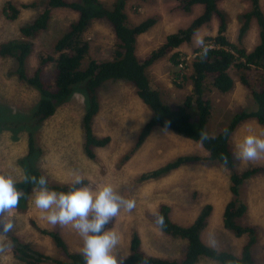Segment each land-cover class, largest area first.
Segmentation results:
<instances>
[{
    "label": "rangeland",
    "instance_id": "1",
    "mask_svg": "<svg viewBox=\"0 0 264 264\" xmlns=\"http://www.w3.org/2000/svg\"><path fill=\"white\" fill-rule=\"evenodd\" d=\"M13 2L18 7L32 2L38 3V9H23L15 21L7 19L3 14L5 3ZM77 1V0H71ZM112 6L115 0H102ZM46 0H0V44L20 36L19 28L34 18L45 6ZM220 8L229 19L228 35L230 40L248 51L259 43V32L256 22L239 42L241 17L250 10V0H225ZM264 10V0H261ZM203 11L196 6L191 13L177 9L176 0H132L127 8L129 24H138L144 19L157 16V24L138 39V53L145 57L154 49L166 42L173 33L187 28L195 17ZM76 18V14L68 10L58 9L53 13L48 31L42 33L34 41V49L28 62V74L40 63L42 55L54 56L56 40ZM218 21L214 19L210 26L200 29L209 44L208 37L217 33ZM86 39L91 44V57L96 60L111 58L115 38L111 27L103 21L94 22L86 32ZM200 48L191 43H184L179 52L180 65L170 62V56L157 62L150 68V78L155 89L162 91L169 102L182 104L185 97L192 94L193 85L189 79L192 73L191 63ZM15 61L0 57V115L8 113V127L0 131V175H10L16 181V187L24 193L19 205L13 208L6 219L14 223L11 232L0 234V264H25L18 259L17 247L31 249L44 257L40 264H54L52 259H65L54 242L41 234L33 225L39 223L43 229L58 231L68 243L71 251L81 252L83 240L71 225L53 226L45 216L46 213L35 206L33 190L26 192L21 187L26 175L20 160L25 157L28 149V133H35L37 167L56 183L70 184L79 174L83 179L94 183L93 190L98 186L111 184L114 190L126 199H134L136 206L131 211L121 208L116 216L114 230L119 243L113 250L118 257H126L132 230L140 233L144 249L155 256H178L186 247V242L172 239L162 233L154 222L162 204L172 208V219L181 225H189L196 218L205 204L214 205V213L209 227L203 233L206 244L227 249L240 254L246 237L238 238L228 231L223 224V213L230 199L231 171L221 163L186 166L179 171L148 183L140 182L139 176L147 171L158 168L170 160L185 154H205L204 148L185 137L164 127H157L143 148L128 161H124L127 152L134 145L144 123L151 116L150 109L139 99L135 87L125 80L107 81L99 90L101 110L94 121V131L98 136H110L112 142L106 149H99V162L90 160L83 152L82 121L86 112L87 102L80 89H76L68 102L63 104L57 113L40 125L35 124L32 113L39 104V91L21 81L15 75ZM45 78L53 81L55 65L51 63L46 70ZM235 80L234 89L226 94L211 88L208 98L213 105V115L207 128L210 135L218 134L241 109H255V102L250 89L242 82L243 73L236 68L230 70ZM254 81L255 74H248ZM181 85V87L178 86ZM193 123L198 118L196 110L191 109ZM17 123V125H16ZM228 126V125H227ZM226 126V127H227ZM18 127V128H17ZM264 132L257 121L245 122L231 138L230 148L236 151V145L249 133ZM255 163L235 160V169L243 171ZM241 198L247 203L249 211L243 223L258 225L262 230V240L254 248V256L259 264H264V176L246 183L241 190ZM198 264H219L202 259Z\"/></svg>",
    "mask_w": 264,
    "mask_h": 264
},
{
    "label": "trees",
    "instance_id": "2",
    "mask_svg": "<svg viewBox=\"0 0 264 264\" xmlns=\"http://www.w3.org/2000/svg\"><path fill=\"white\" fill-rule=\"evenodd\" d=\"M131 1L115 0L112 6H108L102 0H46L45 6L34 18L20 26L18 38L0 44V57L14 60L17 78L39 91L41 100L32 113L36 126L54 116L58 109L70 100L75 90L80 89L87 102L82 121L83 152L92 161L99 162V149H106L112 142L110 136H98L94 131V121L101 110L99 90L107 81L125 80L135 87L139 99L150 109L151 116L142 126L124 161L131 159L143 148L157 127H164L192 140L206 150L202 155L177 156L158 168L144 172L139 176L140 182L158 181L191 165L221 163L231 171L230 199L224 208L223 224L236 237L247 238L240 254L204 242L202 236L210 225L215 209L213 204L202 206L196 218L186 226L175 222L171 216L172 208L168 204H162L157 214L164 216L165 225L162 229L157 226L168 237L185 241L184 252L178 256L149 254L143 247L140 233L133 229L129 253L125 257L124 264H145V261L146 264H198L204 258L219 264H259L254 256V248L262 240V230L258 225L243 223L249 207L241 198V190L246 183L264 176V164L258 163L243 171H237L230 142L238 129L247 121L255 120L264 128V10L261 0H250V10L241 17L240 43L251 29L253 21L258 27L259 43L251 51L239 47L230 40L228 15L219 5L225 0H176L177 9L182 12L191 13L196 6H202L203 11L187 28L170 34L165 43L144 58H139L137 55L138 39L152 29L159 18L151 16L138 24L130 25L127 8ZM22 8L36 10L39 7L35 1L22 4L21 7L9 1L5 3L3 14L7 19L15 21L19 18ZM58 9L75 13L76 18L55 42L54 52L57 57L42 55L40 63L28 74V62L35 46L34 41L48 31L53 13ZM214 19L218 21L217 33L207 38L210 41L208 45L213 48L210 47L204 60L200 58L201 49L196 51L191 63L192 73H189L188 77L193 85L192 94L185 97L182 104L169 102L162 91L153 87L150 68L168 56L173 65H180L181 55L176 49L184 43H191L193 33L204 26H210ZM99 21L106 22L111 27L115 38L111 58L104 60L91 57V44L86 39V32L90 26ZM51 63L55 65L53 81L45 78L47 67ZM232 68L243 73L242 82L250 89L256 107L253 110L241 108L232 117L228 126L226 125L227 127L212 136L207 130L214 112L208 92L211 88L222 94L231 92L235 85L230 73ZM247 73L255 74V80L250 81ZM178 86L181 87L180 84ZM193 108L197 112L194 116L198 118L194 123L191 113ZM8 113L13 114L9 110L7 115L0 117V131L8 127ZM201 131L208 135V139L203 143L200 142ZM38 158L35 133L30 131L27 154L20 160L26 177L45 176L48 180V188L57 192H68L74 187L94 188V183L88 179H83L81 185H75L74 182L70 184L53 182L37 167ZM21 187L27 192L37 186L30 183V179L29 181L24 179ZM115 224L116 217L110 220L105 229L112 230ZM33 225L41 234L48 236L64 254L65 259H52L54 264H85L81 252L71 251L58 231L43 229L36 221H33ZM30 251L28 246L17 247L18 259L25 264H40L44 258H47L38 252Z\"/></svg>",
    "mask_w": 264,
    "mask_h": 264
},
{
    "label": "clouds",
    "instance_id": "3",
    "mask_svg": "<svg viewBox=\"0 0 264 264\" xmlns=\"http://www.w3.org/2000/svg\"><path fill=\"white\" fill-rule=\"evenodd\" d=\"M193 44L201 49V60L206 59L211 46L205 43L200 30L193 33ZM207 139V133L201 131L200 142ZM233 157L249 163L264 159V132L245 135L236 145ZM29 179L30 183L37 186L33 189L35 206L46 213V220L53 226L71 225L82 238L81 254L85 264H124L125 257L113 254L119 243L118 236L114 230H106L105 226L118 215L121 208L128 211L134 209V199H126L111 184L100 185L96 190L84 186L74 187L68 192H57L48 188L45 176L25 177L26 181ZM74 184H83V177L76 174ZM16 185L12 176L0 175V234L9 233L14 228V223L6 216L24 196ZM155 222L162 229L165 225L164 216L157 214Z\"/></svg>",
    "mask_w": 264,
    "mask_h": 264
},
{
    "label": "crops",
    "instance_id": "4",
    "mask_svg": "<svg viewBox=\"0 0 264 264\" xmlns=\"http://www.w3.org/2000/svg\"><path fill=\"white\" fill-rule=\"evenodd\" d=\"M167 39V38H166ZM155 50V49H154ZM152 52V51H151ZM137 55L139 56V58H141L140 57V54L138 53V42H137ZM144 58V57H143ZM149 74H150V71H149Z\"/></svg>",
    "mask_w": 264,
    "mask_h": 264
},
{
    "label": "built area",
    "instance_id": "5",
    "mask_svg": "<svg viewBox=\"0 0 264 264\" xmlns=\"http://www.w3.org/2000/svg\"><path fill=\"white\" fill-rule=\"evenodd\" d=\"M211 48H213V47H211ZM181 67H183V64L181 63V65H180Z\"/></svg>",
    "mask_w": 264,
    "mask_h": 264
}]
</instances>
